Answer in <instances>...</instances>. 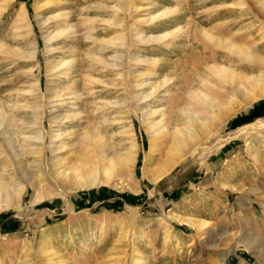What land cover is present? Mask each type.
Here are the masks:
<instances>
[{
	"label": "rangeland",
	"instance_id": "obj_1",
	"mask_svg": "<svg viewBox=\"0 0 264 264\" xmlns=\"http://www.w3.org/2000/svg\"><path fill=\"white\" fill-rule=\"evenodd\" d=\"M36 2L41 5L35 6ZM166 9L170 10L166 13ZM258 10L257 0H0V43L9 47L25 42L35 48L34 58L22 65L30 68L24 73L10 62L6 53L0 52V105L6 111L0 121V133L7 131L0 134V165L8 154L1 142L6 136L20 141L22 135L17 137L15 132L18 129L25 134L40 129L45 134L50 127L55 128L53 125L57 122L50 121V113L62 104L47 107L44 105L49 103L43 102L48 100V95L62 93L56 88H60L65 79L58 77L59 68L48 63L61 59L68 60L70 69L74 67L71 73L75 71L68 76L73 85L62 91L74 89L75 96L80 94L81 97L69 94L60 99L57 96L59 99L52 98V104L63 103V97L77 100L83 109L79 113L82 121L88 118L87 121L92 122L101 118L109 120H100L98 131L103 133L112 151L131 150L135 154L133 165L127 164L122 171L114 168L108 183L66 191L64 196L59 195L44 174L35 176L40 170L36 161L41 156L26 154L24 159L29 169L25 165V170L33 179L41 177L43 180L35 189L23 184L21 199L7 207L0 201V264H262L259 260L263 257L258 250L260 247L264 250V80L263 96L245 105L238 99L229 100L228 83L212 76L214 84L208 96L216 104V113L219 104L231 108L233 113L215 126L218 127L216 135L222 137L240 130L238 136L227 139L183 171L177 161L154 183L141 177L144 164L155 171L167 158L163 139L152 136L148 126L152 119L163 126V76H172L165 88L169 89L167 95L175 98L183 93L185 79L188 81L194 73L202 75L209 68H219L225 57L232 59L202 34L203 29L214 41L229 39L242 49L260 53L264 47V16L262 13L263 18L256 16ZM51 12L58 16L53 19ZM150 16L157 17L146 23L145 19ZM167 21V26L163 27ZM64 26L71 27L59 34L61 37H48L54 28ZM139 31L149 36L147 41L138 40L135 34ZM186 34L188 43L182 47L179 42ZM87 35L99 41L114 38L122 44L115 47L93 42L91 38H84ZM67 37L74 48H63L68 44ZM130 54L133 61L128 60ZM113 55L115 59L111 58ZM138 56L149 60H138ZM93 57L108 63L113 60L115 65L105 67ZM164 63L169 67L168 73L163 72ZM186 65L185 77L181 68ZM247 66L239 61L231 64L238 68L236 74L242 75L248 74ZM138 70L153 73L137 78ZM180 79L184 82H178ZM139 80L145 86H135L136 92L147 87L150 81H156L157 88L146 97L148 99L135 100V103L134 99L124 96L133 81L138 83ZM24 88L35 90L21 93ZM49 88H53L52 91ZM32 97L44 100L41 115L35 113L43 119L40 125L24 126L22 122L34 114L32 109L19 105L26 104ZM106 101L118 102L108 106L104 104ZM14 103L18 107L12 108ZM150 109L155 110L152 116L147 115ZM195 109H199L203 117L207 112L212 113L210 108L200 104ZM214 119L219 120L216 116ZM67 121L72 122L67 119L64 126L68 125ZM26 127H30V131ZM82 146L74 144L63 151V157H73L75 150L85 152ZM10 162L14 163L11 159ZM12 163L8 167H14L10 166ZM36 190L40 195H49L30 203L37 195ZM179 203L178 214L206 225L197 231L175 219L166 221V212ZM119 232L125 233L119 237ZM91 234L99 237L98 244L84 242ZM173 234L177 239L171 237ZM251 237L257 239L256 246L246 248L247 239ZM75 238H82L81 242L76 244ZM40 244L44 246L43 251H39Z\"/></svg>",
	"mask_w": 264,
	"mask_h": 264
},
{
	"label": "bare ground",
	"instance_id": "obj_2",
	"mask_svg": "<svg viewBox=\"0 0 264 264\" xmlns=\"http://www.w3.org/2000/svg\"><path fill=\"white\" fill-rule=\"evenodd\" d=\"M40 5H41L40 2L35 3V6H40ZM257 6H258L259 10L257 11L256 16H258V14L260 15L261 13L264 16V0H257ZM168 10H170V9H166L164 11L167 13ZM52 15H53L52 16L53 19H54V17L58 16V15L56 16L54 14V12L52 13ZM263 16H261V17L263 18ZM153 18H154V16H152V17L150 16L148 19H145L146 20L145 22L148 23L149 21H152ZM167 23H168V21L163 23V27L167 26ZM70 27L71 26H69V27L64 26L63 28H61V27L54 28V30L48 34V37L52 38V37L58 36L59 34L61 35V33L64 34V32ZM201 32H202V34L204 33L205 35H207L206 37L207 38L209 37V39L211 41H213V43H214L213 45H216V46L220 47L221 49H223L229 56H231L230 58H232V59H228L227 57H225L222 60V64L220 63L221 66L219 68H209L207 70H204L203 71L204 73H202V75H199V73H194L192 77H188V81H186L187 79L184 78L185 79V83L183 85V86H185L183 88L184 91H183V93H180L175 98L169 97L167 95L169 89L165 88V86L167 84H169V80L171 79L172 76L167 75V74L165 77L163 76V96H162L163 97V120H162L163 126L162 127L158 126L157 123H155V121L153 119L148 122V126H149V129L151 130L150 133L152 134V136L158 137L159 139L160 138L163 139V145H164L163 147L166 150L165 152L167 154V158L165 159V161H163L162 167L155 170V171L149 170V167L147 164H144L142 169H141V177H144L148 181H151L153 183L156 182L159 178H161V176L167 174L168 170H170L171 167L177 161L179 163H181V169L183 171V169L185 167H187L188 164L194 163L195 160H198L200 158L201 159L205 158L208 153L215 151V149L218 148L219 146H221V144L224 143L227 139L237 137L238 134L240 133L239 132L240 130H239V131L232 132L231 134L226 135V136H222V137H217V135H216L217 130H215V129L218 127L215 128V126L217 124L219 125V122L223 123L225 121V119L228 118V116L232 115L233 113H232V110H230L231 108L230 109L224 108L220 104L218 106L219 110H217L218 113H216V110H215L216 104L214 103L213 98L211 97L212 99H210L208 96L209 95L208 91L210 90L209 88H211V86H213V84H214L212 76L219 77L220 79H222L228 83V86H229L228 92L231 95V98H229V100H231V99L237 100L238 99V101H240L241 103L246 105L248 103H251L256 98L263 96L261 86H262V83L264 80V72H263L264 71V54H263L264 47L260 53L254 54V53H252V51L250 52V51L245 50L244 48L242 49V47H240V46L239 47L236 46L229 39L222 38V39H217V41H214L212 39V35L207 33L206 30L203 29V30H201ZM163 33H165V32H163ZM240 34H243V33H240ZM135 36L138 38V40H140V42L147 41V39L149 37L147 34L144 35V34L140 33V31L138 33H136ZM188 37L189 36L186 34L184 37V40L179 42V44L182 47H184L188 43ZM56 38H59V37H56ZM84 38L89 39V38H91V36L89 37V35H87ZM91 39L93 42H102V43H106V45H107V43H109L110 45L114 44L115 47L117 46L115 44H120V45L122 44L120 41H119V43H117L115 41L116 39H114V38H106V39L103 38V39H100V41L97 39H94V38H91ZM67 42H68V44L66 46H63L64 49L68 48V47L71 49L74 48V45L70 42L69 38H68ZM123 42H124V40H123ZM169 43H171V42H169ZM30 46L31 45L29 43L24 42V44L18 43V44L9 46V47H5V45L1 42L0 43V52L6 53L8 55V57H10V62L12 64H16V66H18V69H20V71L25 72L30 68H28L26 66H22L25 63L24 61H31L32 58H34V49L35 48L34 47L32 48ZM167 48H169V47H167ZM57 49L58 48H56V50ZM211 50H212V48H211ZM131 55L132 54L129 55L130 56L129 58H131V59H128V60H132ZM205 56H206V54H205ZM111 58L115 59L114 55ZM136 59L146 60V61L149 60V59L147 60L143 56H138V57H136ZM200 59H202V58H200ZM200 59H199V61H200ZM207 59L210 60L211 58L209 57ZM93 60L102 62L105 67H107L108 64L110 66L115 65V64H113L114 63L113 60H112L113 63H110V62L108 63L107 61H105V59H102L100 57L99 58L93 57ZM138 60H134V61H138ZM226 60H228V61H226ZM186 61H183V63ZM238 61L241 62L242 64H245L246 66L249 65V66L245 67V68H247L246 72L248 74H244V75L236 74V73H238L236 71V70H238V68H235L236 66L231 67V64H233V63L237 64ZM48 63L54 64L53 67L56 69L59 68L57 72L60 74V76H58V77L63 79V80L65 79V81H63V83H62V86L60 88H56L57 90L60 89L61 91L60 90H58V91H60L62 93H55V95H48L46 98L48 100H45L46 102H43L44 104L49 103V105L48 104L44 105L47 107L48 106L49 107L55 106V105H56L55 107H59V104L60 105L62 104L61 108H57V110H53V113H50V121L51 122H57V124L53 125V126H55V128L50 127V131L46 132L45 134L42 133L40 129H37L35 133H31V134L26 133L25 134L24 132L20 131L17 127L16 129H18V130L15 129L17 137H20V134L22 135L20 141H18L17 139H14L15 137L13 139L9 136H6V137L4 136L5 138L3 137L4 140H2L1 142H2V144L5 145V146L4 145L3 146L6 148V151H8V154H6L7 158L0 165V201H2L5 204V207L9 206L10 203H12L14 201L17 202L21 199V194L23 193V190L25 188V185H23V184H27L30 187H32L33 189H35L36 185H37V187H39L38 184L42 178L37 177V178L33 179L32 174L30 175V173H28L26 171L27 169L25 170V168H24L25 165H27V163H26L27 161L25 162L24 156L28 153L29 154L31 153L32 155L33 154H39V156H41L38 159V161H36V163H37L36 166L40 167V170H38V174L37 175L35 174V176H39V175L44 176L45 175L46 178H49L51 180V182L53 183V185L55 186V188L58 189V191H59L58 193L61 196H64L66 191L71 192L72 190H75V189H83V188L86 189V188H89L92 186L94 187L96 185H100L101 183H104V184L108 183L109 180L111 179L112 175H113V169L114 168L119 167L120 171H122L127 166V164L129 166H132L134 163V160H135V154L131 150L130 151L128 150L125 152H114V151H112L113 148H111V146L108 145V141L106 142V140H105L106 138L104 137L103 133L101 134V131H98V130H100L99 129L100 120L101 121L106 120V122L109 120L101 118L100 120L96 119V122H92V120L87 121L89 119L88 118L86 121H82L83 118H82V116L79 115V113H81L82 112L81 110H83V109H80L81 104L78 103V101L75 99L74 100H68V99H64L67 97H63L62 98L64 100L63 103H57L56 102L57 104L56 103L52 104V101H53L52 98L56 97V99H57L58 98L57 96H59L60 99H61V96H63V95L67 96L69 94H72L74 96V98L77 97L79 99L81 96H80V94H77L75 96L76 93L74 92V89L69 90L67 92H64L66 89H68L67 87H71L70 84L73 83L70 80L68 81V76L71 73L70 70H72V69L74 70V67L72 69L69 68L71 65H69L68 60L67 59H61L57 63H56V60H49ZM189 64H191V63L189 62ZM187 66L188 65L182 66V68H181L182 73H183V70H185V68H187ZM130 70L131 69H129V66H128V71H130ZM168 70H169V67L167 66L166 63H164L163 64V72L167 71V73H168ZM76 71H77V69H76ZM138 71L136 72L138 75L137 78H139V75H141L140 77H142L144 75H147V74L151 75L153 73V72H150V73L146 74L143 71H139V72ZM260 71H261V73H260ZM73 73H71V74H73ZM123 73H124V71H123ZM131 73L133 74L135 72H131ZM26 74H25V76H26ZM28 74H29V72H28ZM185 74L183 73L182 75L185 76ZM182 75H181V78L183 77ZM133 76H135V75H132V77ZM125 78H126V76H125ZM184 79H180V81L178 80V82H184ZM133 82H132L133 84L130 86V88H127L128 91L126 93V96H124V97L128 96L130 99H132V101L134 99V102H135V100L137 102H139V100L142 101V99L143 100L148 99L146 97L149 95L151 96V94L153 93V90H155V88H157L156 87V81H150V83L147 84L148 85L147 87L143 88L141 91L139 90L140 92H136L134 90L136 88L135 86H138V88H139V86L144 84V83L140 82V80L138 81V83H136L135 81H133ZM144 86H145V84H144ZM30 88H32V87H29L28 89H30ZM28 89L24 88V90L22 89V91H20V92L25 93L24 91H26V92L30 91L31 92V91L35 90V89H31V90H28ZM49 89L51 90L53 88H49ZM63 89H65V90L62 91ZM30 92H28V93H30ZM216 96H219V95L216 94ZM224 96H225V94H224ZM69 97H72V96H69ZM30 100L26 104H22L19 106H21V108H23V107L27 108L28 107V108L32 109L34 116L29 120L26 119V121H23L22 123L25 124L24 126H28L30 123H32V124L37 123L40 125L41 119H43V117L41 118L40 115H41L42 109H43L42 108V101H44V100L40 101V100L34 99L33 97ZM221 101H223V100H221ZM116 102H118V101H114V102L106 101V102H104V104L107 103L108 106H109V104L111 106H114V104ZM137 102H135V103H137ZM112 103H114V104L112 105ZM135 103H133V105ZM198 104H200L202 107L205 106L207 108H210L212 113L209 114V112H207L206 117L200 116L199 115L200 110L195 109V107ZM13 106L18 107V104L14 103V104H12V108H13ZM95 107L97 108L98 105H96ZM104 107H105V105H104ZM96 108H95V110H96ZM47 109L48 108H46V110ZM37 110H39V112H37ZM134 110H135V108H134ZM50 111H52V110H50ZM92 111L93 110H91V112ZM5 112L6 111L3 110V106L0 105V121L3 118H5V116H6ZM154 112H155V110L150 109L147 112V115H151ZM35 113H40V115L38 116ZM84 115H85V113H84ZM215 116H216V118L219 119L218 121L214 119ZM67 119L72 120V122L67 121L66 123H68V125L64 126L63 124ZM104 121H102V122H104ZM11 124H13L12 121H11ZM58 124H61V125H58ZM8 125L10 126V124H8ZM18 125H20V123ZM34 126H36V125H34ZM19 127H21V126H19ZM26 128H28V127H26ZM29 128H28V131H30ZM23 129L25 130V128H23ZM12 131H14V129ZM6 132L7 131L4 132V130H3L1 133H6ZM8 133H10V131ZM12 134L14 135L15 133H12ZM240 135H242V134H240ZM0 140H1V138H0ZM15 141H16V143H15ZM76 143L82 144L85 147V152H88V153H85L84 150H82V152H81V150L80 151L75 150L73 157H68V158L63 157V155H62L63 151H65L66 149H70ZM2 152H3V150H2ZM0 153H1V151H0ZM168 153H171V154L169 155ZM46 155H49V157H47ZM10 159L14 163L10 162ZM38 162H40V163L38 164ZM0 163H1V161H0ZM9 163H12L13 165H10V166H14V167H8ZM29 164L31 167V163H29ZM48 165H49V169L47 168ZM36 166H35V168H36ZM27 168H28V165H27ZM46 168H47V171H46ZM175 176H176V174H175ZM46 178H44V180ZM42 182H44V181H42ZM42 182H41V184H43ZM45 183H47V181ZM36 193H37V190H36ZM38 193H39V191H38ZM38 193H37V195H35L31 199L30 203H36V202L42 200V198H44L45 196L49 195V193H45V195H40ZM178 206H180V203L178 205L174 206L171 210L166 212V214L164 216V219L166 221H168L170 218L175 219L177 222L186 224L190 228L197 230V231H198V229L203 228L206 225V223H204L200 220H196L195 218H192L189 216L184 217V216L178 214L177 211H178V209H180ZM124 233L119 232V237L121 235H123ZM134 234H136V233H134ZM196 234H197V236H201L198 233H196ZM171 237H173L174 239H177L176 234H173V236H171ZM98 238H99L98 236L91 234L90 238L83 239V240H84V242L87 241V242H91V243H94V242L97 243ZM81 239L79 240V238H75L74 242L76 244H79L81 242ZM124 240H125V238H124ZM256 241H257L256 238H253V237L248 238L246 245H245L246 248H249L251 246L255 247ZM42 242H44V241H42ZM114 243H116V242H114ZM256 248H259V247H256ZM133 249H134V246H133ZM43 250H44V246H42L40 244L39 251H43ZM134 251H135V249H134ZM263 252H264V250L262 249V247H260L258 250V253L260 254L261 258L263 257L262 259L260 258L261 260H259L262 264H264ZM137 261H139V259H137ZM57 263L58 262H56V264ZM136 264H138V263H136ZM216 264H221V263H216Z\"/></svg>",
	"mask_w": 264,
	"mask_h": 264
}]
</instances>
